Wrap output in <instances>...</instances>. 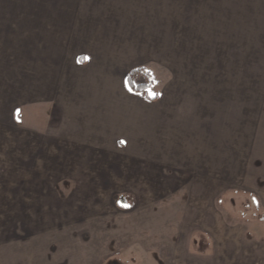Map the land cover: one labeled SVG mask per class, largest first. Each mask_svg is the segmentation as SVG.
Wrapping results in <instances>:
<instances>
[{"label":"crops","instance_id":"0c3cea01","mask_svg":"<svg viewBox=\"0 0 264 264\" xmlns=\"http://www.w3.org/2000/svg\"><path fill=\"white\" fill-rule=\"evenodd\" d=\"M19 1L0 0V202L21 220L0 239V264H112L128 247L162 264H264V238L239 243L245 232L222 225L217 207L246 190L264 212V98L192 96L183 62L162 89L150 83L155 98L133 91L128 73L141 65L109 51L111 36L122 41L157 0ZM182 1L181 25L167 26L183 37L168 31V43H222L230 26L237 58L264 61V0ZM44 103L53 114L41 119ZM30 204L51 224L24 220ZM194 231L213 241L205 254L180 244Z\"/></svg>","mask_w":264,"mask_h":264},{"label":"rangeland","instance_id":"374dc122","mask_svg":"<svg viewBox=\"0 0 264 264\" xmlns=\"http://www.w3.org/2000/svg\"><path fill=\"white\" fill-rule=\"evenodd\" d=\"M2 2H7V0H2ZM19 2L23 1L20 0ZM157 2L158 6H156L157 10H155L154 6H151L144 1V11L142 13L141 21L136 22L137 26L128 27L126 29V33L124 34L122 41L118 38L117 34L112 33L111 36L115 41L109 46V51H126L125 53L128 55H126V60H124L126 63L125 65L131 66L132 68L141 65L140 72L135 75L134 82L136 84H150L153 81L155 82V85L158 84L159 89H162L169 77L167 74V68L173 62H175V64H181L183 62L184 66L182 72L185 76L180 83L182 86H186L185 91L192 96L196 94L200 98H206L208 100L230 99L234 98V95H238L240 100L264 98V93L249 91V89L251 90L253 84L254 87H257L255 85H261L264 83V67H258L261 66L264 61H247L244 57L237 58L235 54L236 44L230 43L232 33L230 26L226 29V32L224 29L222 43L216 42L206 45H181V43L171 44L168 43V31H171V34L174 31V35L179 36L178 41L180 42L181 37H183V29L181 26L168 27L170 23L181 25V17L183 14L181 9L183 1L157 0ZM226 2H228V4L231 3L230 0H227ZM175 8L179 11L176 12L169 10ZM146 9H148V11ZM127 14L128 17L134 18L133 15H136V12H129ZM229 16L230 13H227L228 25L230 24ZM170 20L172 21L170 22ZM155 21H157V26H155ZM244 39L246 38L244 37ZM133 42H136V44ZM66 46L68 49L71 45H64V47ZM239 46L243 48L242 56L248 54L247 49L250 46L252 47L251 44L247 45L246 43L239 44ZM185 48L190 51L189 56L185 54V58H182L181 60L175 57L172 61L171 56L168 59V55L172 54V51H182V49ZM205 51L206 53L204 54ZM140 52L143 54L142 58L138 54ZM157 52H159V59L155 57ZM198 52H200V54H198ZM203 54L205 56H203ZM198 55L199 57H197ZM251 55H254V57L259 56L258 53L250 54V56ZM124 61L120 60V63H124ZM247 67H249V69ZM236 85H238V92L235 91L237 89ZM152 89L153 88L148 86L145 91L149 94H153L154 91ZM155 89H157V87H155ZM140 95L142 94L140 93ZM47 104L48 103H44L42 104V107H36L34 109L37 117L44 119L45 117L53 114V107ZM22 115L23 111L21 110L19 111V117L21 119ZM20 207H23V205L18 206V208ZM30 207L31 211L30 209H27L26 206V209L29 212L26 211L20 213V215L25 216L24 220L28 221L31 225L37 226L51 224L52 219H49L48 217L47 219H42L40 218L41 215L32 212L35 207L34 204H30ZM217 207L221 208V211L223 212L222 225L224 224L225 226H228L227 224L229 223L232 224L233 227H238L240 231L242 229L245 232L244 239L242 241L239 240V243L249 242L248 239L254 237L260 239L264 238L263 209L257 202L256 197L246 190H233V192L227 193L220 200V203L218 201ZM8 216L7 211L3 208V205L0 202V239L6 234L7 231L5 230L8 229L13 221V219L7 218ZM17 221L21 222L19 219L13 222L17 223ZM194 222L198 223V219ZM182 240L184 241L180 244L188 243V246H192V248L190 247L191 250L188 251V255L205 254L204 252L201 253V251H204L203 248L209 247L210 244L213 243L209 235H200L197 231L192 232L190 237L186 236ZM200 248L201 251H198ZM180 254L179 259L188 260L184 257V253L183 255L182 252ZM177 259L178 257H176V260ZM110 261L112 264H162V260L157 254L143 252L134 247H128V249L124 251L115 253Z\"/></svg>","mask_w":264,"mask_h":264},{"label":"trees","instance_id":"16d2710c","mask_svg":"<svg viewBox=\"0 0 264 264\" xmlns=\"http://www.w3.org/2000/svg\"><path fill=\"white\" fill-rule=\"evenodd\" d=\"M141 68H136V69H132L129 73H128V77H127V80H128V84L130 86V88L137 92V93H141L145 98L147 99H153L156 97V95L154 94H149L147 91H145L147 89L148 86H150V84L148 83H139V84H136L134 82V79H135V75L140 72ZM119 206H123L122 202L119 201Z\"/></svg>","mask_w":264,"mask_h":264},{"label":"snow or ice","instance_id":"6c2138e0","mask_svg":"<svg viewBox=\"0 0 264 264\" xmlns=\"http://www.w3.org/2000/svg\"><path fill=\"white\" fill-rule=\"evenodd\" d=\"M85 59H87V58H85Z\"/></svg>","mask_w":264,"mask_h":264}]
</instances>
